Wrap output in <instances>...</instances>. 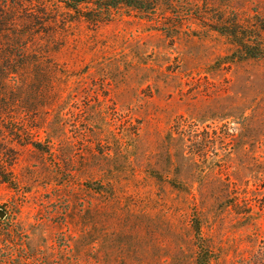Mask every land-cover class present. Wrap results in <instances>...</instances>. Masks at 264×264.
<instances>
[{
  "label": "rangeland",
  "instance_id": "374dc122",
  "mask_svg": "<svg viewBox=\"0 0 264 264\" xmlns=\"http://www.w3.org/2000/svg\"><path fill=\"white\" fill-rule=\"evenodd\" d=\"M228 15L264 0H0V264H195L196 220L213 264H264V58Z\"/></svg>",
  "mask_w": 264,
  "mask_h": 264
},
{
  "label": "trees",
  "instance_id": "16d2710c",
  "mask_svg": "<svg viewBox=\"0 0 264 264\" xmlns=\"http://www.w3.org/2000/svg\"><path fill=\"white\" fill-rule=\"evenodd\" d=\"M67 9L72 10L77 18L95 24L112 19L115 11L121 8L135 10L141 15L154 14L159 9V0H57ZM257 19V18H256ZM242 22L235 16L219 17L210 20L208 26L225 36L234 46L232 59L264 58V25ZM196 239L195 264H213L214 254L202 244L200 226L197 220L193 225Z\"/></svg>",
  "mask_w": 264,
  "mask_h": 264
}]
</instances>
